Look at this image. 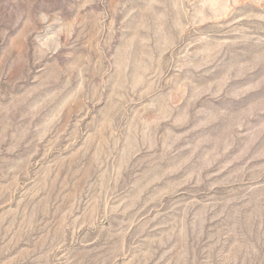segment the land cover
I'll list each match as a JSON object with an SVG mask.
<instances>
[{
	"label": "rangeland",
	"instance_id": "rangeland-1",
	"mask_svg": "<svg viewBox=\"0 0 264 264\" xmlns=\"http://www.w3.org/2000/svg\"><path fill=\"white\" fill-rule=\"evenodd\" d=\"M0 264H264V0H0Z\"/></svg>",
	"mask_w": 264,
	"mask_h": 264
}]
</instances>
